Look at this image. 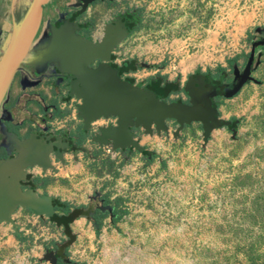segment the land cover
<instances>
[{"label": "rangeland", "instance_id": "rangeland-1", "mask_svg": "<svg viewBox=\"0 0 264 264\" xmlns=\"http://www.w3.org/2000/svg\"><path fill=\"white\" fill-rule=\"evenodd\" d=\"M124 13L138 25L116 46L112 63L137 60L138 67L122 78L140 87L155 78L178 81L180 91L167 103H187L182 87L191 74L223 78L226 90L241 83L232 98H214L220 119H235L237 127L213 131L206 145L199 123L177 137L173 122L159 136L132 128L154 156L113 150L93 139L115 125L114 117L84 132L80 101L67 99V83L54 88L45 80L21 91L17 77L11 100L24 110L20 126L9 129L25 139L41 124L46 134L81 141L76 155L52 154L49 168L27 170L35 192L69 208L92 205L90 217L77 218L81 225L70 224L75 240L56 264H264V0H98L77 22L97 43L103 27ZM13 218L18 228L0 222V264H50L44 255H56L62 228L28 208L18 207Z\"/></svg>", "mask_w": 264, "mask_h": 264}, {"label": "water", "instance_id": "water-1", "mask_svg": "<svg viewBox=\"0 0 264 264\" xmlns=\"http://www.w3.org/2000/svg\"><path fill=\"white\" fill-rule=\"evenodd\" d=\"M96 0H74L84 12ZM51 0H27L26 12L20 22L14 24L0 55V113L10 120L4 109L12 82L23 67L46 73L37 78L21 77V87L26 89L38 84L44 76L57 77V84L67 80L70 95L80 103L78 116L83 121V130L88 132L92 124L101 118L114 117L112 127L101 128L94 137L100 146L110 145L113 150L132 148L137 153L144 149L132 136V128H142L147 135L167 132V122L176 124L173 137L192 123H199L202 142L206 145L213 131L224 128L214 98H232L240 90L239 83L227 90L214 79L191 74L186 77L182 90L187 103H167L144 87L128 83L109 66L110 55L116 46L129 37V30L115 20L105 25L101 40L97 43L81 38L67 20H57L52 25L41 27V15ZM43 47H40V43ZM264 44V41L262 42ZM51 63V64H50ZM57 72L51 75L50 65ZM52 69V66H51ZM48 72V73H47ZM5 106V105H4ZM3 107V108H2ZM1 121V120H0ZM1 145L18 156L13 160L0 161V222H9L15 228L13 214L18 207L28 208L35 215L51 216L56 211L49 195L22 190L23 172L30 166L46 169L44 160L54 153L63 155L62 147L52 138H30L21 141L7 130L0 132ZM88 212L80 217L87 218ZM56 255L47 251L44 260L56 264Z\"/></svg>", "mask_w": 264, "mask_h": 264}, {"label": "trees", "instance_id": "trees-1", "mask_svg": "<svg viewBox=\"0 0 264 264\" xmlns=\"http://www.w3.org/2000/svg\"><path fill=\"white\" fill-rule=\"evenodd\" d=\"M115 21L119 23L120 25L125 26L129 30L130 34L136 29L138 25V19L135 17V15L131 13L119 14L115 18ZM70 23L72 24V22ZM73 26L76 30H83L84 28L82 25H79V24L77 26L76 25H73ZM114 59L115 57L113 55H110L109 66L112 69H114L120 77H122L124 74L135 72L138 67L137 60L125 61L122 63L121 66H119V65L112 63ZM219 70H223V68L222 69L220 68ZM197 74L202 75L207 80L215 79L210 74H202V73H197ZM222 80L223 78H219L216 81L217 83L221 84ZM126 81L130 84H133L131 79H127ZM144 88L154 93L159 99L163 101L169 95L176 94L180 91L178 81L163 82L160 78H155V79L150 80ZM71 98L72 96L69 93L67 99L69 100ZM175 103L182 104L183 102L180 100H177L175 101ZM222 125L223 127H226L230 131L232 130L234 131L237 127V123L235 119H232L230 121L223 120ZM51 138L55 140L62 147L63 153L76 155L80 151L81 141L76 142L74 137L71 136L69 133H63L59 136L51 135ZM143 153L145 154L144 156H154L152 155L151 152H148V151H143ZM46 167L49 168V165H46ZM22 181L23 183H21V186L24 185L25 187H28L30 191H33V192L36 191L37 183L31 175L23 174ZM49 197L53 201L55 205V209H56V211L53 212V214L49 216V218L56 225L62 228V232L65 236V240L61 241L57 245V250H56V257H62L63 253L66 251L69 245L75 240V237H76L75 234L72 232L70 224L75 219L79 218L80 216L88 212L86 210L91 209L92 205L91 204H88L87 206L79 205V206L69 208L68 203L62 201L59 197H55V196H49ZM57 210H61L62 213H58Z\"/></svg>", "mask_w": 264, "mask_h": 264}, {"label": "flooded vegetation", "instance_id": "flooded-vegetation-1", "mask_svg": "<svg viewBox=\"0 0 264 264\" xmlns=\"http://www.w3.org/2000/svg\"><path fill=\"white\" fill-rule=\"evenodd\" d=\"M97 1L98 0L90 3L88 5L87 9L84 12H81V9H82L81 6L76 7V6L73 5L74 2L70 4L69 0H65V3L64 4H67V5L63 8V10L60 11V13L58 14V17L57 18H54V17L53 18H51V17L49 18L47 16V17H43V20L49 21L50 23H54L59 18H64L65 20H67L69 22H72L73 25H76L77 26L79 24L77 22L78 17H80L81 15L85 14L88 11L89 7L91 5H93L94 3H96ZM25 12H26V9H24L23 5H20V7H18V10L16 11L17 21H20V19L23 17V15L25 14ZM76 32L78 33V35L81 38H84L86 40L92 41L90 39L85 38L81 34L82 30H76ZM16 77H19V82H20V73H18L16 75ZM63 83H67L68 86L70 87L69 82L67 80H65V81L57 84V77H54V80H53L54 88L59 87V85H61ZM20 88H22L21 85H20ZM29 88H31V87H29ZM26 89H28V88H26ZM69 93H70V90H69ZM36 104H39V103H36ZM7 110L9 112V115H10L11 119L10 120H4L2 122V124L4 125V127L6 129H9L10 125H12L14 128L19 127L20 124H21V117H22V111L23 110L19 107V105H16V103L14 105L12 104L11 106H8ZM45 130H46V127L43 126V125H41V124H39L37 129H35V130H27L26 131L27 134H28V136L25 139L20 138L19 135H18V132H16L14 129H9V132L12 133L17 138H19L21 141L28 140L30 138H41V137L51 138V135L50 134H46L45 133ZM52 154L53 155H56L54 153H52ZM52 154H50V155H52ZM63 154H67V153H63ZM17 156H18V154L15 151H10L9 149L5 148L4 145H0V161L13 160ZM44 162H45V165H50L48 158H46L44 160ZM33 167H36V166H30V167H28L27 169L24 170L23 174L30 175L29 173H27V170L30 169V168H33ZM21 183H23V181ZM21 188H22V190H30L28 187H25L24 185H22ZM96 207H97V209H99V208H101V205L96 204ZM86 211H88V216H87V218H88V217H90L92 215V209H88Z\"/></svg>", "mask_w": 264, "mask_h": 264}, {"label": "crops", "instance_id": "crops-1", "mask_svg": "<svg viewBox=\"0 0 264 264\" xmlns=\"http://www.w3.org/2000/svg\"><path fill=\"white\" fill-rule=\"evenodd\" d=\"M26 2H27V0H0V55H1V52H2V50L4 48V46H5V43H6L7 39H8V37H9L10 33L13 30L14 24H17V23L20 22V21H17L16 11L18 10V7H20V5H23L24 9H26L27 8ZM69 2L71 4V3L74 2V0H69ZM64 3H65V0H51V2L47 6L44 7L42 15H41V20H40L41 27L44 28L46 26H49V25L53 24V23H50L49 21L43 20V17H47L48 16L49 18L50 17L51 18H53V17L57 18L58 14L60 13V11L63 10V8L67 5V4H64ZM58 20H64V18H59ZM39 68H40V70L36 71L34 68L23 67V74L20 73V82L18 80L19 90H21V91L25 90V89L20 88L21 77L22 76L23 77L25 76V78L27 76H29L28 78L32 79V78H37L40 75H43V73H46L47 70H45V69L47 67L45 68V67H43V65H40ZM44 77L45 78H43L42 80H39V82L37 84L38 86H39V84H42L43 81H45V80H54L53 76H48V77L44 76ZM16 78L17 77L14 78L11 87L14 86ZM31 88H33V87H31ZM11 89L12 88H10L8 99H7V102H6L5 106H4V109L7 112H8V110H7L8 106H10V104H12L11 94H10L11 93ZM38 90H46L45 92H47L48 90L50 91V89L45 88L44 86L39 87ZM22 110H24V109H22ZM3 121L4 120L0 121V132L2 130H7L4 127V125L2 124ZM2 139L3 138L1 137V134H0V145H1Z\"/></svg>", "mask_w": 264, "mask_h": 264}, {"label": "bare ground", "instance_id": "bare-ground-1", "mask_svg": "<svg viewBox=\"0 0 264 264\" xmlns=\"http://www.w3.org/2000/svg\"><path fill=\"white\" fill-rule=\"evenodd\" d=\"M80 223H81V221H79L78 219L74 220V226H79V225H81Z\"/></svg>", "mask_w": 264, "mask_h": 264}]
</instances>
